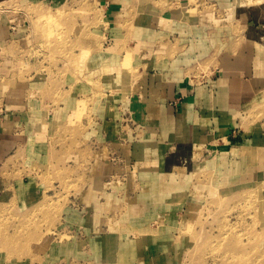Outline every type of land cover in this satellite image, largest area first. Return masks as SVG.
Instances as JSON below:
<instances>
[{"label": "crops", "instance_id": "crops-1", "mask_svg": "<svg viewBox=\"0 0 264 264\" xmlns=\"http://www.w3.org/2000/svg\"><path fill=\"white\" fill-rule=\"evenodd\" d=\"M8 3L30 2L0 0V45L22 46L27 22L5 9ZM97 5L105 47L81 60L74 77L36 75L4 90L0 198L19 192L31 204L48 188L43 179H60L77 187L70 198L92 214L91 229H100L117 203L126 206L124 228L144 232L157 212L153 198L163 204L158 212L173 211L176 224L183 207L175 203L183 195L185 212L193 210L199 186L191 182L204 171L220 191L264 183V0ZM80 47L86 50V40ZM252 149L254 167L245 157ZM115 239L112 256L123 245L146 256V241Z\"/></svg>", "mask_w": 264, "mask_h": 264}, {"label": "rangeland", "instance_id": "rangeland-1", "mask_svg": "<svg viewBox=\"0 0 264 264\" xmlns=\"http://www.w3.org/2000/svg\"><path fill=\"white\" fill-rule=\"evenodd\" d=\"M28 1L24 6L18 2L4 6L11 14H21L29 36L22 46L0 45V102L16 79L48 74L50 78L74 77L81 60L88 61L93 49L105 47L99 34L102 11L97 0ZM81 40H86L85 51ZM80 50L81 58L74 53ZM129 61H122L124 71ZM126 76L125 72L121 75ZM6 79L8 84L2 85ZM254 152L245 155L253 167L258 163ZM196 178L191 184L199 186V197L195 206L190 203L193 210L185 212V195L176 203L172 198L183 207L179 224L172 210L158 212L163 204L156 198L150 200L157 212L146 235L140 229L124 228L126 206L119 208L117 203L112 215L100 220L101 228L91 229L96 225L92 214L79 198H70V191L77 187L60 179L56 184L43 179L42 189L48 188L31 204V198L19 192L0 198V264H264V183L248 181L220 191L206 171ZM92 200L86 199L91 205ZM117 237L123 244L146 241V256L133 254L128 245L112 256L108 248ZM107 255L114 259L106 260ZM142 258L146 261L140 262Z\"/></svg>", "mask_w": 264, "mask_h": 264}]
</instances>
